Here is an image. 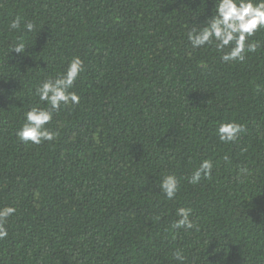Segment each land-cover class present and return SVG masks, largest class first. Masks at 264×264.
I'll list each match as a JSON object with an SVG mask.
<instances>
[{
    "label": "trees",
    "instance_id": "16d2710c",
    "mask_svg": "<svg viewBox=\"0 0 264 264\" xmlns=\"http://www.w3.org/2000/svg\"><path fill=\"white\" fill-rule=\"evenodd\" d=\"M214 6L0 0V209H16L0 264H179L177 250L185 264H264V29L243 62H222L188 40ZM77 56L79 103L53 114V141L22 142L24 113L47 107L35 88ZM226 122L245 128L234 142L218 138ZM205 159L211 176L189 183ZM169 173L172 200L159 189ZM180 207L195 228H172Z\"/></svg>",
    "mask_w": 264,
    "mask_h": 264
},
{
    "label": "clouds",
    "instance_id": "9594fccd",
    "mask_svg": "<svg viewBox=\"0 0 264 264\" xmlns=\"http://www.w3.org/2000/svg\"><path fill=\"white\" fill-rule=\"evenodd\" d=\"M215 15L207 20L202 27H193L188 33V40L193 48H202L215 44L216 49L221 52V61L243 62L246 53L255 52L258 44L256 42L246 43L259 29H264V0H213ZM35 25L28 22L23 28L28 32ZM10 30H21V18L16 17L9 24ZM26 46L21 41L16 43L11 51L23 53ZM84 71L81 58L73 57L67 64L65 71L54 78L42 81L34 90V95L39 101L44 102L47 107L32 106L24 113V122L17 131V137L24 143L31 142L40 145L44 141H53L57 133L48 130V125L55 112L63 106L79 103V96L75 91H70L79 75ZM245 131L243 125L236 122L221 123L217 128L218 138L221 142H234L240 134ZM227 161V157H225ZM213 163L205 159L188 178V182L195 185L202 178H208L212 174ZM241 171H244L241 169ZM180 181L173 173L162 177L159 184L160 191L168 200L176 197ZM16 211L13 207L0 209V239L5 238L8 233L3 227L7 218ZM178 217L172 224V228L179 230H191L196 227L190 218L192 210L186 207L176 209ZM179 264H185L186 257L181 251L173 253Z\"/></svg>",
    "mask_w": 264,
    "mask_h": 264
}]
</instances>
